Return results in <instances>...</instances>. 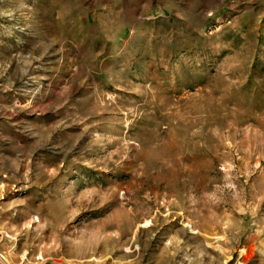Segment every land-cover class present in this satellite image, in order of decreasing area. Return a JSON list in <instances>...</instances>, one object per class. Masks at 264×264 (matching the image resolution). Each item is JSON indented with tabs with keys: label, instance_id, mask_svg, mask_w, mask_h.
I'll return each mask as SVG.
<instances>
[{
	"label": "rangeland",
	"instance_id": "1",
	"mask_svg": "<svg viewBox=\"0 0 264 264\" xmlns=\"http://www.w3.org/2000/svg\"><path fill=\"white\" fill-rule=\"evenodd\" d=\"M0 260L264 264V0H0Z\"/></svg>",
	"mask_w": 264,
	"mask_h": 264
},
{
	"label": "bare ground",
	"instance_id": "2",
	"mask_svg": "<svg viewBox=\"0 0 264 264\" xmlns=\"http://www.w3.org/2000/svg\"><path fill=\"white\" fill-rule=\"evenodd\" d=\"M4 260V259H3ZM0 262H1V260H0ZM2 263H4V262H2Z\"/></svg>",
	"mask_w": 264,
	"mask_h": 264
}]
</instances>
